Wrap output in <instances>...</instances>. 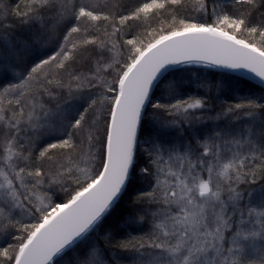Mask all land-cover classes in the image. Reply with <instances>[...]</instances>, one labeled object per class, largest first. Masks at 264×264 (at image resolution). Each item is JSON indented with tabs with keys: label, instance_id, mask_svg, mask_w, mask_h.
Segmentation results:
<instances>
[{
	"label": "snow or ice",
	"instance_id": "6c2138e0",
	"mask_svg": "<svg viewBox=\"0 0 264 264\" xmlns=\"http://www.w3.org/2000/svg\"><path fill=\"white\" fill-rule=\"evenodd\" d=\"M181 8L0 0V237L15 241L0 264H264V96L212 116L162 79L203 64L264 83V0H194L203 20Z\"/></svg>",
	"mask_w": 264,
	"mask_h": 264
},
{
	"label": "trees",
	"instance_id": "16d2710c",
	"mask_svg": "<svg viewBox=\"0 0 264 264\" xmlns=\"http://www.w3.org/2000/svg\"><path fill=\"white\" fill-rule=\"evenodd\" d=\"M115 2V0H91L93 4H110ZM138 0H123V3L127 8L134 7ZM210 2V0H209ZM9 3L13 6L16 0H9ZM187 8H181L179 10V15L183 17H191L197 20L206 19L202 13H196L192 11L194 5V0H185ZM108 11L107 8L103 9ZM165 22H169L171 17L165 13L163 15ZM208 22H211L210 20ZM101 24L103 22H100ZM135 23V22H133ZM152 28H159V20H155L151 23ZM142 28H137L136 31H142ZM95 34V33H94ZM57 45L55 43H49L48 45L39 46L34 49L30 54L25 56L23 64L30 65L34 60L42 58L48 54H51L52 50L55 49ZM87 68H85V71ZM163 79L165 80H175L177 82L176 95L171 102H175L176 99H188L191 98H209L212 105L215 107L216 111L209 113V115L215 116L222 108H227L237 102H242L246 97H261L264 96V88L258 86L257 84L242 78L238 75H234L228 72L210 69L206 67H201L198 65H181L171 70ZM168 102V101H165ZM152 109L149 108V112ZM243 110H237V118L243 119ZM104 123L101 120L99 124V130L97 135L103 137ZM59 138V134L52 136L47 139L45 143L56 142ZM59 150H53V155L58 153ZM141 187H146V182L138 181ZM65 199L63 194H60L58 198L54 197L55 202H62ZM25 223H31L30 220H25ZM109 224L120 234H128L133 237H139L141 233L137 230L139 225H133L131 227H126L122 222L119 221L118 217L113 216ZM119 225V227H117ZM146 230V226H145ZM14 235H19L13 230ZM15 241L11 237H0V248L7 247L9 244H13ZM114 255L119 257L116 260V264H138L135 259H129L130 253L117 252Z\"/></svg>",
	"mask_w": 264,
	"mask_h": 264
},
{
	"label": "water",
	"instance_id": "95a60500",
	"mask_svg": "<svg viewBox=\"0 0 264 264\" xmlns=\"http://www.w3.org/2000/svg\"><path fill=\"white\" fill-rule=\"evenodd\" d=\"M181 65H185V64H181ZM181 65H172V66H169L165 71L164 73L162 74V79L173 69H175L176 67L178 66H181ZM194 65H198V66H201V67H206V68H210V69H215V70H220V71H224V72H228V73H231V74H234V75H238L242 78H245L255 84H257L258 86H261L262 88H264V83L261 82V80L256 77L253 73L247 71V70H232V69H228V68H223V67H219V66H214V65H203V64H194Z\"/></svg>",
	"mask_w": 264,
	"mask_h": 264
}]
</instances>
